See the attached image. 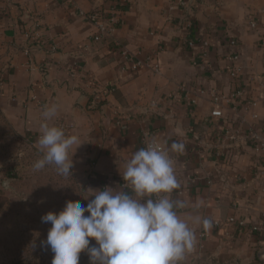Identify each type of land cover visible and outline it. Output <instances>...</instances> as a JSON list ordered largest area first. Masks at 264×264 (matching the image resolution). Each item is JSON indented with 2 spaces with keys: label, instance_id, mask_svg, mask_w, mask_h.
<instances>
[{
  "label": "crops",
  "instance_id": "0c3cea01",
  "mask_svg": "<svg viewBox=\"0 0 264 264\" xmlns=\"http://www.w3.org/2000/svg\"><path fill=\"white\" fill-rule=\"evenodd\" d=\"M118 11L122 15L112 35L94 41L98 28L81 13ZM252 17L257 29L250 27ZM188 21L193 34L210 39L213 71L192 64L183 43ZM230 37L242 48V77L235 82L225 72L224 44ZM115 41L143 56L159 50L160 74L122 73ZM258 78L264 80V0H197L188 13H172L165 0H127L123 9L118 0H0V112L15 132L40 149L42 111L56 105L49 123L65 125L67 135L79 137L82 145L69 152L71 170L93 189L124 185L125 164L146 133L168 148L183 143L182 153H169L179 187L168 195L185 203L177 214L195 236L206 231L211 245L221 239L214 221L234 216L251 225L264 217V157L241 143L231 150L232 161L222 163L209 146L223 121L211 115L213 92L225 98L221 109L230 121L264 133V100L254 110L257 119L233 109L236 91L244 89L249 97L264 92ZM182 85L205 91L196 93L193 111L182 99L169 98ZM107 88L114 90L101 98ZM204 218L212 222L207 230ZM232 235L224 252L241 260L264 250V232Z\"/></svg>",
  "mask_w": 264,
  "mask_h": 264
},
{
  "label": "clouds",
  "instance_id": "9594fccd",
  "mask_svg": "<svg viewBox=\"0 0 264 264\" xmlns=\"http://www.w3.org/2000/svg\"><path fill=\"white\" fill-rule=\"evenodd\" d=\"M56 114V105L42 111L38 138L42 155L33 168L55 166L58 174L72 176L69 152L82 144L78 136L49 123ZM184 149L181 142L168 148L153 139L126 162L120 189L80 188L91 193L81 197L88 201L86 207L80 200L69 201L59 213L42 216L43 223L51 224L41 242L53 253L51 264H79L85 252L89 264H179L196 243L194 231L177 214L185 203L168 195L179 187L169 153ZM202 225L207 230L212 222L204 218ZM92 241L95 245L90 246Z\"/></svg>",
  "mask_w": 264,
  "mask_h": 264
},
{
  "label": "rangeland",
  "instance_id": "374dc122",
  "mask_svg": "<svg viewBox=\"0 0 264 264\" xmlns=\"http://www.w3.org/2000/svg\"><path fill=\"white\" fill-rule=\"evenodd\" d=\"M41 155L0 112V264H51L53 253L41 243L51 224L43 223L41 217L49 212L59 213L69 201L80 200L87 206L88 201L81 197L91 193L80 188L93 189L92 186L71 169L72 176L58 174L55 166L35 170L33 165ZM199 233L193 250L179 264H264L258 255L241 260L224 252L233 242L234 231L229 236L221 233L216 245H211L208 235L200 239ZM79 264H89L86 252L80 254Z\"/></svg>",
  "mask_w": 264,
  "mask_h": 264
},
{
  "label": "built area",
  "instance_id": "2783aa9c",
  "mask_svg": "<svg viewBox=\"0 0 264 264\" xmlns=\"http://www.w3.org/2000/svg\"><path fill=\"white\" fill-rule=\"evenodd\" d=\"M122 9L126 6L127 0H118ZM169 3V8L172 13H188L191 8L196 4L197 0H165ZM122 11V10H121ZM86 19L97 26L98 35L93 37L96 42L102 41L103 37L112 35L115 26L119 23L121 18V12L111 13L109 16H103L98 13L84 14L81 13ZM250 27L257 29L256 18L252 17L249 20ZM193 22L188 21L186 25L187 36L184 38V45L191 51L192 64L195 67H201L203 69L213 71L214 64L211 60L212 43L210 39L203 38L199 34L192 33ZM29 40L34 42H41L43 39L40 35H33ZM116 52L119 55V69L122 73L127 74L131 77L137 76L144 71H150L153 74H160L161 62L159 58V50L151 51L149 55L143 56L141 51L131 52L123 47L118 41L113 43ZM225 72L231 81H237L242 77V69L240 66L242 52L240 43L236 38L230 37L225 41ZM52 51H56L55 45H49ZM260 82L261 88L264 90V80L257 79ZM113 88H107L101 91V98H106L110 93L113 92ZM204 94L205 91L197 90L193 86L182 85L178 92L169 96L170 99H182L188 108L193 111L197 106V95L196 93ZM235 100L233 102V109L239 110L243 113L250 114L253 119H257L258 115L254 110L258 107L260 101L264 100V92L259 97H249L245 90H238L234 93ZM212 103L214 104V110L211 115L214 118L222 119V124L218 126L211 137L210 150L213 156L222 163H230L234 154L232 149L238 148L241 143L249 144L253 153L257 157H264V133L258 131L255 127H249L245 129L241 123L237 121H230L226 114L223 113L221 105L226 101L224 97L219 94L212 93ZM228 101V100H227ZM230 102V100H229ZM62 129H66L65 125H62ZM154 138L151 137L150 133H146L142 140V146L146 147ZM158 140V139H156ZM161 142L160 140H158ZM162 143V142H161ZM163 144V143H162ZM164 145V144H163ZM197 179L194 178V182ZM212 181H209L211 184ZM155 199V197H153ZM214 228L225 235H230L233 230L241 232L250 231L253 233L264 232V217L261 222L257 224H249L246 219H240L237 217H230L226 222L220 220L213 222ZM200 239L207 237V232L202 231L199 233Z\"/></svg>",
  "mask_w": 264,
  "mask_h": 264
},
{
  "label": "water",
  "instance_id": "95a60500",
  "mask_svg": "<svg viewBox=\"0 0 264 264\" xmlns=\"http://www.w3.org/2000/svg\"><path fill=\"white\" fill-rule=\"evenodd\" d=\"M258 257L260 259H264V250H262L261 252L258 253Z\"/></svg>",
  "mask_w": 264,
  "mask_h": 264
},
{
  "label": "trees",
  "instance_id": "16d2710c",
  "mask_svg": "<svg viewBox=\"0 0 264 264\" xmlns=\"http://www.w3.org/2000/svg\"><path fill=\"white\" fill-rule=\"evenodd\" d=\"M102 103V102H101ZM40 152H42L40 149H38ZM38 152V151H37ZM256 260L259 261V258L256 257ZM260 262V261H259Z\"/></svg>",
  "mask_w": 264,
  "mask_h": 264
}]
</instances>
